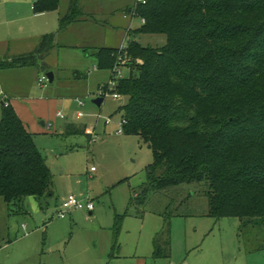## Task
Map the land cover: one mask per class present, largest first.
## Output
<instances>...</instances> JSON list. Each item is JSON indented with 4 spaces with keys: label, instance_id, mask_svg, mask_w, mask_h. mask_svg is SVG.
<instances>
[{
    "label": "trees",
    "instance_id": "trees-1",
    "mask_svg": "<svg viewBox=\"0 0 264 264\" xmlns=\"http://www.w3.org/2000/svg\"><path fill=\"white\" fill-rule=\"evenodd\" d=\"M59 5L38 0L34 9ZM79 5L72 0L61 30L79 18ZM131 8L144 22L127 33V45L93 53L99 70L112 73L121 58L120 66L130 68L132 75L115 89L128 102L119 109L122 132L139 137L154 157L149 181L130 207L141 209L156 195L196 183L208 200V217L238 219L240 243L248 233L258 239L254 250H264V0H147ZM143 35H164L167 42L144 46ZM54 39L44 37L31 53L0 58V72H47ZM53 192V175L34 136L12 106L2 107L0 199L18 215L28 197L42 206ZM172 207L160 213L156 259L170 258L171 219L189 216Z\"/></svg>",
    "mask_w": 264,
    "mask_h": 264
},
{
    "label": "rangeland",
    "instance_id": "rangeland-1",
    "mask_svg": "<svg viewBox=\"0 0 264 264\" xmlns=\"http://www.w3.org/2000/svg\"><path fill=\"white\" fill-rule=\"evenodd\" d=\"M36 1L0 0V24L8 23L3 27L17 30L12 25L25 17ZM62 1L63 7L68 6L69 0ZM88 1L93 6L97 0ZM118 1L124 13L127 5L135 8L137 3L105 0L102 8L109 11L113 5L118 6ZM139 20L135 22L139 24ZM140 39L142 45L154 48L167 42L164 35H143ZM94 40L95 44L101 41ZM55 57L57 76L47 88L39 87L30 72L9 82H22V87L31 90L32 99L48 98L50 94L58 98L44 132L35 137L53 175L55 193L44 199L42 209L35 198L28 197L24 212L18 215H10L0 199V264H132L136 259L146 264H264V250H254L258 239L246 232L245 244L238 240V219L208 217V200L199 184L156 195L141 209L130 207L131 197L142 193L149 181L154 157L139 137L122 132L124 118L119 109L128 103L127 98L114 99L111 87L102 106L97 107L92 101L100 97L112 73L99 70L95 58L84 56L81 49H59ZM74 71L82 76L77 81L78 89L72 85ZM120 71L123 79L132 75L129 67ZM58 114L64 120L57 118ZM78 114L82 117L77 118ZM108 120L112 122L107 124ZM68 125L84 132L67 131ZM87 131L97 139L92 140ZM69 196L84 205L91 202L92 215L86 208H74L60 218L57 211ZM169 204L172 210L189 216L171 219L170 258L156 259L153 239L163 228L159 213ZM136 211L145 214L140 217ZM117 256L121 258L115 259Z\"/></svg>",
    "mask_w": 264,
    "mask_h": 264
},
{
    "label": "crops",
    "instance_id": "crops-1",
    "mask_svg": "<svg viewBox=\"0 0 264 264\" xmlns=\"http://www.w3.org/2000/svg\"><path fill=\"white\" fill-rule=\"evenodd\" d=\"M103 1L105 0H97L92 6L88 0H80L79 18L64 28V30H61L60 22L70 11L69 8L72 0H69L68 6L64 7L63 1L60 0V5L56 10L43 13L36 11L33 6L25 17L18 20V23L12 25L14 28L18 27L17 30L11 31L3 27V24L10 25L8 23L0 24V58L31 53L38 47L44 37L54 35L55 47L46 56L45 65L48 69L47 73H54L56 79L57 74L55 71H58V67L55 55L57 56L59 49H81L84 56L95 58L93 53L96 49L125 47L129 41L127 33L139 29L142 26V21L139 20V24L135 22L137 18L134 16L131 6L127 5L125 7L126 13H124V9L121 8L122 5L118 1V6L113 5L107 11L102 8ZM94 38L101 40L99 44H95ZM27 70L28 68H18L17 70L0 72V97L1 93L5 94V99L10 103L19 119L24 122L28 132L35 139L37 134L44 132L45 122L48 120L51 110L56 107L58 98L50 94L48 98L32 99L30 97L31 90L22 87V82L13 83V85L9 84L10 80L22 77L20 75L24 72H26L25 74L30 72L29 74L32 75V78H37L36 81L38 83L39 77L43 73L36 68L29 69L30 71ZM74 72L75 79L72 85L74 89H78L77 81L82 76L80 72ZM75 83L76 85H74ZM57 96L59 97L60 95ZM119 102L121 103V101ZM69 127L74 126L68 125L67 131L72 130ZM36 203L39 204L40 209L43 208L39 201H36ZM6 206L9 212L8 205L6 204ZM144 212L136 211V215L143 217ZM90 215H92V212H90ZM119 258L121 257L117 256L115 259ZM132 264H146V262L142 259H136Z\"/></svg>",
    "mask_w": 264,
    "mask_h": 264
},
{
    "label": "built area",
    "instance_id": "built-area-1",
    "mask_svg": "<svg viewBox=\"0 0 264 264\" xmlns=\"http://www.w3.org/2000/svg\"><path fill=\"white\" fill-rule=\"evenodd\" d=\"M137 4H146L147 0H136ZM144 21L142 20V23ZM125 64V61L121 58L119 60V65L117 67H115V69H113V72H112V78H111V81L109 82L108 85H105L102 90H101V95L100 97H102L103 99L110 94V90L109 88H113V98L114 99H117V100H120L121 99V95L119 93H117L115 91L116 89V85L118 83L119 80L123 79L121 77V71H120V68H122L120 65H123ZM38 85L39 87L41 88H47L48 85H49V79L47 77V75L45 74H42L40 77H39V80H38ZM81 105H84L83 103ZM11 106L10 103L5 99V94L4 93H1V97H0V112H1V109L2 107H9ZM82 117V114H78L77 115V118H81ZM57 118L59 119H62L64 120V117L63 115L61 114H58L57 115ZM112 121L111 120H108L107 121V124L111 123ZM126 124V121H122V126H124ZM118 133H121V131H118ZM87 134H90L92 135V140H96L97 139V136L94 135L93 133H90V131H87ZM96 169L95 168H92V172H95ZM87 209L88 211H93L94 209V205L91 203V202H88L86 203V205H84L82 202L78 201L76 197L74 196H69V199H67L63 204L60 205L59 207V210L57 211L58 215L60 218H65L69 212V210L71 209Z\"/></svg>",
    "mask_w": 264,
    "mask_h": 264
},
{
    "label": "water",
    "instance_id": "water-1",
    "mask_svg": "<svg viewBox=\"0 0 264 264\" xmlns=\"http://www.w3.org/2000/svg\"><path fill=\"white\" fill-rule=\"evenodd\" d=\"M47 77H48V79H49V83H53L54 82V79H55V77H54V73H52V72H50V73H48L47 74ZM97 107L99 106H102V102H103V98L102 97H98L97 99H95V100H93L92 101Z\"/></svg>",
    "mask_w": 264,
    "mask_h": 264
}]
</instances>
